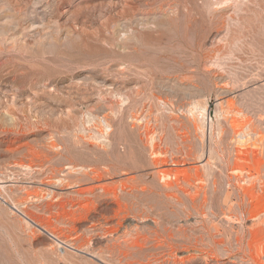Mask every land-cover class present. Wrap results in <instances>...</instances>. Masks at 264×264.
<instances>
[{"label":"rangeland","instance_id":"rangeland-1","mask_svg":"<svg viewBox=\"0 0 264 264\" xmlns=\"http://www.w3.org/2000/svg\"><path fill=\"white\" fill-rule=\"evenodd\" d=\"M0 264H264V0H0Z\"/></svg>","mask_w":264,"mask_h":264},{"label":"bare ground","instance_id":"bare-ground-1","mask_svg":"<svg viewBox=\"0 0 264 264\" xmlns=\"http://www.w3.org/2000/svg\"><path fill=\"white\" fill-rule=\"evenodd\" d=\"M233 110V109H232ZM205 111H206V109H205V107H202V108H199V110H198V117L200 118V120H203V116H205ZM229 112V111H228ZM231 113V112H230ZM228 116V115H227ZM231 119V118H230ZM238 120H236V119H233L232 121H230V122H232V127L235 129V128H237L238 127V122H237ZM197 126V125H196ZM240 129H241V127H240ZM236 131V130H235ZM237 133V132H236ZM251 151V150H250ZM254 152V151H253ZM256 152V151H255ZM243 153L245 154L246 153V151H240L239 152V155H238V157L240 158V159H243V158H245L244 157V155H243ZM256 155H254V157H255ZM259 156V155H258ZM261 158V157H260ZM246 159H247V156H246ZM244 161V160H243ZM256 161V160H255ZM158 162V161H157ZM246 164V163H245ZM167 167V166H166ZM163 168V167H162ZM160 169V168H159ZM239 169H241V170H244V167H243V165H242V163H240V165H239ZM200 170V169H199ZM249 170V169H248ZM159 171H161V173H162V177L163 178H168V177H170V176H172V171H174L173 169H171V168H164V169H162V170H159ZM189 171V170H188ZM196 172H198V171H196ZM186 174V173H185ZM198 175L199 174H202V173H197ZM100 175V174H99ZM197 175V176H198ZM255 175V174H254ZM184 176V175H183ZM201 176V175H200ZM100 177V176H99ZM201 178V177H200ZM97 179H99V178H97ZM188 179V178H187ZM199 179V178H198ZM100 180V179H99ZM181 180H180V178L178 177L177 178V180H176V182H177V184H178V186L180 185V184H182L181 182H180ZM190 181H192V180H190ZM100 182V181H99ZM179 182H180V184H179ZM186 182V181H185ZM171 183H173V182H171V181H169V184L171 185ZM190 183H192V182H190ZM107 184V183H106ZM174 184V183H173ZM195 184V183H194ZM101 185V188H102V190L104 189V190H106L107 189V187H105L104 186V184H103V186H102V184H100ZM175 185V184H174ZM187 185V184H186ZM96 186V185H95ZM173 186V185H172ZM256 186V185H255ZM88 187H90V186H88ZM97 187V186H96ZM95 187V188H96ZM100 187V186H99ZM184 187H186L185 185H184ZM91 188V187H90ZM94 188V187H93ZM109 188V187H108ZM187 188V187H186ZM203 188V187H202ZM89 190V188L87 189V187L85 188H83L82 187V189H79V190H77V191H79V192H85V191H88ZM93 190V189H92ZM109 190H110V188H109ZM183 190V189H182ZM186 190V189H185ZM200 190V189H199ZM91 191V190H90ZM184 192V191H183ZM200 192V191H199ZM246 192H249V193H251L252 194V197L253 198H256L257 196L254 194V192L252 191V187H250V188H247L246 189ZM190 193V192H189ZM245 193V192H244ZM255 193H256V191H255ZM86 194H88V193H86ZM257 194V193H256ZM82 195V194H81ZM84 195V194H83ZM246 195H248V197H249V195L250 194H247L246 193ZM86 196V195H85ZM90 196V195H89ZM206 196H207V194H206ZM260 196V195H259ZM263 196V195H262ZM87 197V196H86ZM110 197V196H109ZM112 197V196H111ZM209 197V196H208ZM82 198V197H81ZM85 198V197H84ZM89 198V197H88ZM191 198H192V196H191ZM205 198V197H204ZM79 199V198H78ZM87 199V198H86ZM91 199V198H90ZM113 199V198H112ZM120 199V198H119ZM203 199V198H202ZM207 199V198H206ZM249 199H250V197H249ZM85 199H83V201H84ZM87 200H89V199H87ZM195 200V199H194ZM82 201V200H81ZM81 201H79V203H80V205L78 206L79 208L81 207V208H86V207H88V205L90 204V202L89 201H87V202H81ZM91 201V200H90ZM121 201V200H120ZM94 203V202H93ZM121 203V202H120ZM247 203V202H246ZM252 206V205H251ZM250 208V207H249ZM76 209V208H75ZM74 209V210H75ZM87 209V208H86ZM118 209V208H117ZM79 210V211H78ZM77 210V212H79L80 214H81V212H80V209H78ZM81 210H84V209H81ZM109 210V209H108ZM119 210V209H118ZM86 211V210H85ZM206 211V210H205ZM204 211V212H205ZM127 213V212H126ZM129 213V212H128ZM131 213V212H130ZM245 213V212H244ZM73 214H74V212H73ZM110 214H112V213H110ZM114 214V213H113ZM120 214V213H119ZM240 214V213H239ZM247 214V213H246ZM249 214V213H248ZM250 214H251V217L254 219V218H256V217H258V211L257 212H253V211H251L250 212ZM76 215V214H75ZM74 215V216H75ZM79 215V214H78ZM81 216H83L82 214H81ZM112 216V215H111ZM118 216V215H117ZM120 216H121V214H120ZM237 216V215H236ZM80 217V216H79ZM87 217V216H86ZM92 217V216H91ZM113 217V216H112ZM125 217V216H124ZM107 218V217H106ZM242 218V217H241ZM240 218V219H241ZM249 218V217H248ZM89 219V218H88ZM95 219V218H94ZM108 219V218H107ZM128 219V218H127ZM98 220V219H97ZM122 220V219H121ZM238 220V219H237ZM244 220V219H243ZM92 221V220H91ZM106 221V220H105ZM157 222V221H156ZM96 223V222H95ZM107 223V222H106ZM112 223V222H111ZM130 223V222H129ZM91 224V223H90ZM97 224V223H96ZM115 224V223H114ZM108 225V224H107ZM128 227V226H127ZM128 229V228H127ZM140 243V242H139ZM141 245V244H140ZM181 246V245H180ZM173 248H174V246H173ZM190 248V247H189ZM188 249V248H187ZM183 251H185V250H183ZM191 252V251H190ZM187 253V252H186ZM203 253V252H202ZM173 255V254H172ZM169 256V255H168ZM260 257H261V254H260ZM175 259V258H174ZM166 262V261H165Z\"/></svg>","mask_w":264,"mask_h":264}]
</instances>
